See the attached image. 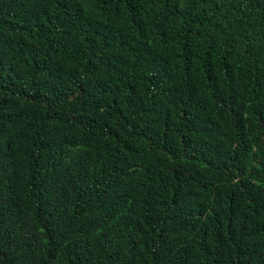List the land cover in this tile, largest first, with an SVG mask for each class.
Segmentation results:
<instances>
[{
    "label": "trees",
    "instance_id": "1",
    "mask_svg": "<svg viewBox=\"0 0 264 264\" xmlns=\"http://www.w3.org/2000/svg\"><path fill=\"white\" fill-rule=\"evenodd\" d=\"M0 264H264V0H0Z\"/></svg>",
    "mask_w": 264,
    "mask_h": 264
}]
</instances>
